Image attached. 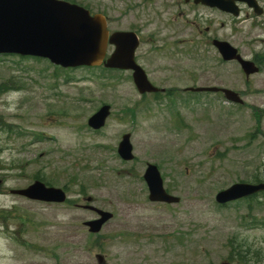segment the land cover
Listing matches in <instances>:
<instances>
[{
  "label": "rangeland",
  "instance_id": "obj_1",
  "mask_svg": "<svg viewBox=\"0 0 264 264\" xmlns=\"http://www.w3.org/2000/svg\"><path fill=\"white\" fill-rule=\"evenodd\" d=\"M75 1L106 15L112 32L140 31L136 56L155 85L227 88L244 104L183 89L155 100L137 92L130 72L0 56V264H264V194L215 201L233 184L264 181V13L244 8L230 19L182 0ZM205 27L261 60L260 73L246 80L223 63ZM103 105L111 115L93 131L88 120ZM127 133L131 162L117 153ZM149 163L178 204L148 200ZM36 180L64 189L68 202L12 194ZM86 197L114 214L97 235L83 226L95 218L79 207Z\"/></svg>",
  "mask_w": 264,
  "mask_h": 264
},
{
  "label": "water",
  "instance_id": "obj_2",
  "mask_svg": "<svg viewBox=\"0 0 264 264\" xmlns=\"http://www.w3.org/2000/svg\"><path fill=\"white\" fill-rule=\"evenodd\" d=\"M194 2L217 8L235 17L239 16L236 2L245 3L258 16L263 14L258 0H194ZM109 45H113L115 49L105 61ZM138 45L139 41L135 33L114 32L110 35L103 16H91L88 10L76 4L63 0H0V55L47 59L52 64L65 69L97 67L104 64L108 69L132 71L133 81L140 94L158 92V89L149 82L144 70L134 60ZM213 45L223 61H237L247 78L259 73V67L254 62L244 59L228 42L214 40ZM187 91L222 92L227 101L243 104L238 93L229 89L208 87L190 88ZM109 115L110 106H102L88 120V126L94 130L101 129ZM118 154L125 161L134 159L129 134L123 136L118 146ZM144 180L148 187L150 202L166 204L180 202L179 197L165 190L161 173L156 165L148 164ZM261 191H264V183L257 185L237 183L220 191L216 195V202L226 204ZM12 194L45 203L61 204L67 199L64 190L47 187L40 181H36L26 189L12 191ZM86 201L91 203L92 198L89 197ZM82 208L98 216L84 223L92 234H98L113 218L112 213L91 204Z\"/></svg>",
  "mask_w": 264,
  "mask_h": 264
},
{
  "label": "flooded vegetation",
  "instance_id": "obj_3",
  "mask_svg": "<svg viewBox=\"0 0 264 264\" xmlns=\"http://www.w3.org/2000/svg\"><path fill=\"white\" fill-rule=\"evenodd\" d=\"M183 1V0H182ZM263 0H261V1H259V4L261 5V2H262ZM183 3L184 4H182V2H181V4H182V6L183 5H186V6H192V7H197V8H202V9H209V8H207V7H204V6H201V5H197V4H194L193 2H189V3H185L184 1H183ZM238 6L240 7V12L242 13V10L244 9V8H247L248 9V11H250V12H252V13H254V11L253 10H251L250 8H248L245 4H238ZM92 14H94L93 12H91ZM224 14V13H223ZM224 15H226V16H228L230 19H233V18H231V16L230 15H228V14H224ZM104 17L106 18V21H107V25L109 26V18L106 16V15H104ZM194 19H196L197 21H198V23L196 22V24H197V26L195 25V30L196 31H198L200 28H201V23H202V21H203V17L202 16H198V17H196V18H194ZM201 25V26H200ZM223 26H224V24H223ZM198 29V30H197ZM134 33H136V35L138 36V39H139V42H140V45H141V37H140V31H134ZM205 33H206V36H205V39L207 40V42H208V40L209 41H211V43H212V40L213 39H220L219 37H217V36H213V37H211V34L213 33V31L211 30V28L210 27H205ZM199 35H201L202 36V32L199 30ZM198 35V37L199 38H201L200 36ZM202 40H203V38L201 39V42H202ZM204 42V41H203ZM202 42V43H203ZM140 45H139V48H140ZM138 48V49H139ZM112 50V48H109V51H111ZM137 52V51H136ZM135 60H136V62L144 69V67L140 64V62H139V60H138V58H137V56L135 55ZM252 60L259 66V63H258V60L255 58V57H253L252 58ZM145 70V69H144ZM145 72H146V70H145ZM147 73V72H146ZM148 75V74H147ZM151 82V81H150ZM154 86H156L159 90H163L164 92H162V91H159V92H157V93H153V94H149L150 96H152L153 98H155V100H158V99H160V97H162V99H167V98H169V94H168V92H167V90L168 89H186V88H188V87H186V86H183V87H180V86H178V85H170L169 87L166 85V84H157L156 83V85L153 83V82H151Z\"/></svg>",
  "mask_w": 264,
  "mask_h": 264
},
{
  "label": "trees",
  "instance_id": "obj_4",
  "mask_svg": "<svg viewBox=\"0 0 264 264\" xmlns=\"http://www.w3.org/2000/svg\"><path fill=\"white\" fill-rule=\"evenodd\" d=\"M261 63V62H260ZM263 63V62H262ZM232 247H233V245H231ZM236 250L234 249V250H232L231 252H235ZM231 254H233V253H231ZM237 256H238V258L240 259V261L241 260H244L245 259V257L243 256V254L242 253H240V252H237Z\"/></svg>",
  "mask_w": 264,
  "mask_h": 264
}]
</instances>
